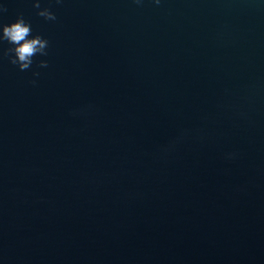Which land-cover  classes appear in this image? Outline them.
I'll list each match as a JSON object with an SVG mask.
<instances>
[{"label":"water","instance_id":"95a60500","mask_svg":"<svg viewBox=\"0 0 264 264\" xmlns=\"http://www.w3.org/2000/svg\"><path fill=\"white\" fill-rule=\"evenodd\" d=\"M36 2L0 0L49 41L0 60V264H264V0Z\"/></svg>","mask_w":264,"mask_h":264},{"label":"clouds","instance_id":"9594fccd","mask_svg":"<svg viewBox=\"0 0 264 264\" xmlns=\"http://www.w3.org/2000/svg\"><path fill=\"white\" fill-rule=\"evenodd\" d=\"M57 4L62 3V0H55ZM144 0H133V3L140 6ZM153 2L159 6L161 0H153ZM36 9H41L40 3L33 4ZM7 9L0 6V13L6 12ZM259 11V9H257ZM39 17H42L46 21H55L56 16L49 8H43L37 12ZM7 42L11 45L4 49L2 45ZM49 47V41L37 34L33 36L31 23L26 21L24 17L18 16L15 22L10 25L0 24V60L7 59L8 62L16 66L19 71H27L33 65V58L37 55L47 56V49ZM39 68L48 67L47 61H40L37 65ZM34 77L40 75L39 72H33ZM35 84V80L31 81Z\"/></svg>","mask_w":264,"mask_h":264}]
</instances>
